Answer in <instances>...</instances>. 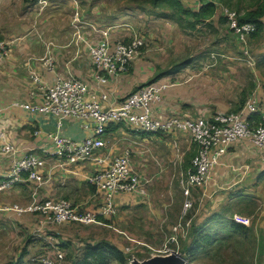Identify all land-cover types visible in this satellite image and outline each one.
Returning <instances> with one entry per match:
<instances>
[{"label":"crops","instance_id":"crops-1","mask_svg":"<svg viewBox=\"0 0 264 264\" xmlns=\"http://www.w3.org/2000/svg\"><path fill=\"white\" fill-rule=\"evenodd\" d=\"M66 1L53 0V4H47L42 8L44 13L43 29L41 28L40 34L35 31L32 33L27 29L31 23L35 22L31 6H29L31 10H25L28 16V19L24 20L25 22L23 15H19V21L15 26L18 29L22 27L23 33L15 36L10 35L12 52H9L0 65V124L7 126L8 136L19 149V155L34 153L47 157L46 152L51 155L55 148L53 141L48 138V134L56 130V120L46 114L31 113L22 106L15 105V103L42 104V93L36 89L37 85L30 78L32 72L39 74L45 85L53 83L58 76L81 77L89 81L91 92L97 94H100V91L108 92L112 101L124 99L154 78L156 80L151 83L167 81L171 86L163 92L161 101L154 105L156 118H167L176 114L191 119L211 118L218 112L234 111L240 107L241 102L235 103L233 107L229 106L230 101L225 97L224 88H221L222 83L209 78V72L195 71V69L186 67L177 73L169 74L165 80H158L159 76L155 75L152 62L143 58L144 55L136 59L127 72L111 77L99 89L95 81L97 69L93 65L87 47L88 42L96 41L98 34L100 35L95 27L97 23L95 21L89 25L75 23L77 29L71 27L73 20L69 24L68 20L65 22L64 16L67 14V9H70V14L77 9V1L68 0V6H62L67 4ZM193 5L199 7V0H194ZM217 19L218 14L216 13L212 21L215 25L217 23L214 20ZM236 36L238 35L236 34ZM111 38H113L112 33ZM45 58H53L54 70L44 67ZM253 95H255L254 98L264 101L258 96H262V93ZM87 123L88 121L80 118L66 119L63 125V134L77 140L87 138L93 134L92 128H85L84 124ZM142 133L133 126L120 124L115 130L107 132L105 149L96 153L97 156L109 157L108 160L118 156L116 151L125 144L124 139H130L128 134L131 137L140 138L136 141L142 143L143 148H149L139 151L140 162L136 163L134 160L132 163L134 169L145 176L147 180L143 182L142 188L138 192L117 195L118 212L113 217L104 218L103 221L106 223L104 225L119 217L124 210L127 213L135 206L140 208L138 205L141 204L174 202L176 189L183 200L184 195L180 194L183 192L179 191L181 188L176 182H169L167 179L164 182L163 174L150 173L148 168H151L154 162L148 163L150 157L152 158L149 151L154 150L155 153H158L154 160H157L160 165L167 163L165 157L170 160L176 155L178 161L183 163V170L186 171L196 153L195 144L187 133L181 131ZM164 136H171V138L169 137V141L163 140ZM161 157L162 159H160ZM57 161L55 157H48V163L42 168L44 182L41 185L26 179L9 189L10 191L1 192L0 205L8 204L6 202L10 197L13 204L8 205L21 204L20 206L25 207L33 202L35 193L42 199L65 197L84 209L97 208L101 203L102 194L97 186L89 181V177L99 168H104L107 163L97 164L95 160L91 159L84 163L60 168L57 166ZM10 164L11 157L3 156L0 153V179L5 176ZM199 191L201 194L195 196V193H199ZM193 198L198 211L194 218L189 219H192L191 223L202 225L204 221L202 226L206 225L209 229H214L226 225L229 220L242 222L252 230L256 237L255 248L259 247L264 255V148L256 147L250 139L235 142L222 157L221 163L213 169L209 183L204 189L194 191ZM119 206H121L122 213L119 212ZM153 206L155 207L154 218L162 219L166 216L159 210V206ZM251 206L253 209L255 208L254 212H249L252 210ZM7 213H13L12 215L6 214L9 218L28 217L30 222L26 227L30 230L35 226H40L41 216L39 213L17 212L20 214L19 216L16 211ZM239 214L247 216L244 219L238 217ZM95 225L101 226L100 224ZM45 226L41 227V230ZM37 238L35 237L34 240H42V237ZM29 240L30 238L27 241ZM30 245L33 244L29 243L28 249ZM256 264H264V262L257 260Z\"/></svg>","mask_w":264,"mask_h":264},{"label":"rangeland","instance_id":"rangeland-1","mask_svg":"<svg viewBox=\"0 0 264 264\" xmlns=\"http://www.w3.org/2000/svg\"><path fill=\"white\" fill-rule=\"evenodd\" d=\"M0 1V23L3 22L0 24V37L8 41L9 46L10 35L15 36L23 33L22 27L18 29L15 26L19 21V15H23V21L28 19L25 10L32 8L35 22L31 23L27 29L32 33L35 31L40 34L41 28L43 29L44 13L42 8L47 4L54 3L53 0H37L30 3H26L24 0ZM69 1L67 0V4L62 6L67 7ZM75 1H77V9L71 14L70 9H67V14L64 16L65 22L68 20L71 24V20H73L71 27L77 29L75 23L89 25L95 21L97 25L94 26L98 30L97 33L110 28L113 39L116 40L129 41L135 35L142 37L145 45L140 56L144 55L143 58L152 62L155 75L159 76L158 80H165L169 74L189 67L195 71L205 70L209 72V78L221 82V88H224L225 97L230 101V107L243 100L246 103L248 99L255 97L254 93L257 95L262 93V96H258L264 99V33L258 38L250 35L244 41L241 40L235 32H232L227 21H218L226 8L222 7L218 10V19L214 20L216 25L213 22L212 24H200L192 30L179 26L168 15L170 12L160 15L163 10L146 0ZM183 3L195 10L198 8L193 5L194 0H183ZM6 27L7 30H5ZM99 37L98 34L97 38ZM10 51L12 52V46H10ZM3 125L0 124V126ZM128 136L130 139H124L125 144L116 153L119 156L129 150L131 162L133 163L134 160L136 163L140 162L139 151L149 148H143L142 143L136 141L140 138L131 137L130 134ZM164 137L163 140L168 141L169 137L171 138V136ZM149 152L152 154V158L150 157L148 163L154 162L151 168H148L150 173H161L164 175V182L166 179L169 182H176L181 188L180 179L185 170L177 156L175 155V158L170 160L165 157L167 163L160 165L157 160H154L158 153H155L154 150ZM177 190L174 202L156 204L149 202L148 205H138L140 208L135 206L127 213L125 210L122 213L121 206H119V212L123 215L120 214L114 219L115 221L110 220L107 225L100 224L101 226L77 223L56 226L48 224L41 231L37 230V226L30 230L26 227L30 222L28 217L9 218L6 214L12 215L13 213L0 211V264H71L70 257L74 258L75 255L80 257L88 242L97 243L104 239L120 245L126 253L130 254L132 259L129 264H132L134 260L142 261L158 255H169L173 252L185 257L188 260L187 264H241V262L256 264L257 260L264 262L263 252L259 250L258 246V249L255 248L257 244L254 243L252 237L245 239L241 235L235 234L234 231L231 234L228 231L223 234L226 236L225 241L215 242L207 248L202 246L195 255H188V248L192 244L189 237L191 224L187 233L183 228L191 217L194 218L198 208L194 203L187 216L183 217L185 196L181 200V195ZM179 191L182 192V189ZM180 194L183 196V193ZM200 194L199 191V193H195V196ZM11 202L12 199L9 197V201L6 203L13 204ZM153 205L159 206V210L166 216L162 219L154 218L155 207ZM250 208L252 210L249 212L255 211L253 206ZM239 215L238 217L244 219L247 216L246 214ZM203 223L204 221L202 225ZM179 224L181 226L177 231V241L172 242L170 238L174 232L173 228ZM208 228L206 225L204 226L202 235L206 231V234L209 233ZM183 232L186 234L184 235ZM35 237H38L37 239L42 237V240L35 241ZM29 238L30 240L27 241ZM29 243L33 245H30L28 249ZM64 243L69 245L62 246ZM186 245L189 247L186 248ZM59 252L62 254V260H60ZM109 264L119 263L112 260Z\"/></svg>","mask_w":264,"mask_h":264},{"label":"built area","instance_id":"built-area-1","mask_svg":"<svg viewBox=\"0 0 264 264\" xmlns=\"http://www.w3.org/2000/svg\"><path fill=\"white\" fill-rule=\"evenodd\" d=\"M223 15L228 18L231 29L245 40L256 31L254 23L239 24L237 13L226 8ZM98 31V30H97ZM96 41L88 42V51L97 69L95 81L102 88L111 77L127 72L132 63L142 54L145 41L134 36L129 41L111 38L109 29L101 30ZM10 52L9 42L0 38V65ZM43 65L54 70L53 58H45ZM30 78L41 91L43 102L15 103L31 113H41L53 117L56 130L48 134L55 145L53 153L42 157L34 153L19 155V149L8 136L7 126H0V153L11 157V164L5 176L0 179V193L12 189L24 180H31L41 185L44 182L42 168L48 163V157H55L57 166L64 168L70 165L95 160L97 164L107 165L99 168L89 177L102 194L100 205L88 210L64 197L40 198L34 193L31 204L21 207L17 204L2 205L0 211L18 213L36 212L41 216L40 226L48 224L82 223L106 224L103 219L117 214V195L132 194L142 188L145 176L138 173L131 162V152L126 150L119 156L109 159L97 156L96 153L106 147L105 136L111 124H128L143 133H160L181 131L187 133L196 146V153L190 167L181 175L180 186L185 196L183 217L193 208V192L201 190L209 183L213 169L221 163L222 157L237 141L250 139L258 148H264V102L250 98L237 111L218 112L211 118H186L179 115L155 117L154 105L162 99V94L171 84L156 82L144 85L122 100L110 99L108 92L100 94L90 90L88 80L74 76H58L51 84H44L43 78L32 72ZM35 93V92H34ZM257 118H253V115ZM80 118L88 121L85 128H92L93 134L82 140L73 139L63 134L66 119ZM191 220L183 228L189 230ZM181 224L176 225L170 238L177 241L176 235ZM183 232L185 235L186 233ZM60 260L62 254L59 252Z\"/></svg>","mask_w":264,"mask_h":264},{"label":"trees","instance_id":"trees-1","mask_svg":"<svg viewBox=\"0 0 264 264\" xmlns=\"http://www.w3.org/2000/svg\"><path fill=\"white\" fill-rule=\"evenodd\" d=\"M24 1L30 3L36 2L37 0ZM146 1H149L153 6L162 9L163 12H161L160 15H165L166 12H170L168 14L170 18L175 20L179 26L183 28H190L193 30L200 24H212L213 17L216 15L217 11L224 7L237 13L239 24L254 23L256 25V31L251 34V37L258 38L264 33V0H199L200 5L196 10L187 7L183 3V0ZM220 20L228 22V18L225 15H222ZM232 32L234 31L232 30ZM155 80L156 78L147 84H151V82H154ZM244 103V100L241 101L240 107L235 110L237 111L241 109ZM252 117L257 118L258 116L255 114ZM118 125L120 124H111L107 128V132L115 130ZM230 221H227L226 225L224 224L223 226L212 230L211 228H208L209 233L206 234V231L204 235H202L204 226L191 223L189 237L192 244L190 247L189 245H186V248L189 247L188 255H195L202 246L207 248L215 242L225 241L224 239H226V236L223 234L226 233V231H228L229 234L234 231L235 234L241 235L245 239L252 237L254 243H256L255 235L246 224L236 220ZM66 245L69 244H62V246L67 247ZM70 258L71 264H109L112 260L117 261L119 264H129L132 259L130 254L126 253L120 245L107 239L101 240L97 243L89 242L85 246V251L80 257L75 255L74 258H72V256ZM241 264H243V262H241Z\"/></svg>","mask_w":264,"mask_h":264},{"label":"water","instance_id":"water-1","mask_svg":"<svg viewBox=\"0 0 264 264\" xmlns=\"http://www.w3.org/2000/svg\"><path fill=\"white\" fill-rule=\"evenodd\" d=\"M188 260L179 253L158 255L142 261L134 260L132 264H187Z\"/></svg>","mask_w":264,"mask_h":264}]
</instances>
